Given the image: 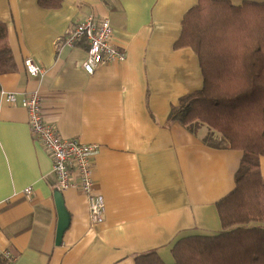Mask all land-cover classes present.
Wrapping results in <instances>:
<instances>
[{
	"label": "crops",
	"instance_id": "crops-1",
	"mask_svg": "<svg viewBox=\"0 0 264 264\" xmlns=\"http://www.w3.org/2000/svg\"><path fill=\"white\" fill-rule=\"evenodd\" d=\"M196 1L60 0L42 8L36 0H0L16 66L0 74V257L12 255L0 264H135L151 251L170 264L177 240L219 234L216 203L234 189L242 152L220 147L203 125L193 134L165 123L170 106L202 85L193 51L173 47ZM89 15L109 19L112 43L125 54L92 74L81 67L87 42H64ZM26 60L41 74L31 77ZM34 90L61 138L99 147L92 178L103 223H90L85 194L57 189L25 108L3 100L2 92L20 100ZM258 162L264 182V156ZM57 192L69 220L59 241Z\"/></svg>",
	"mask_w": 264,
	"mask_h": 264
},
{
	"label": "trees",
	"instance_id": "trees-1",
	"mask_svg": "<svg viewBox=\"0 0 264 264\" xmlns=\"http://www.w3.org/2000/svg\"><path fill=\"white\" fill-rule=\"evenodd\" d=\"M36 2L42 8L61 5L60 0ZM180 25L173 47L193 51L202 85L170 106L165 123L178 122L193 134L203 125L218 136L220 147L242 154L234 189L216 203L221 231L177 240L170 264H264V182L258 162L264 156V1L197 0ZM6 30L0 20V74L16 71ZM135 264L165 263L151 251L137 255Z\"/></svg>",
	"mask_w": 264,
	"mask_h": 264
},
{
	"label": "built area",
	"instance_id": "built-area-1",
	"mask_svg": "<svg viewBox=\"0 0 264 264\" xmlns=\"http://www.w3.org/2000/svg\"><path fill=\"white\" fill-rule=\"evenodd\" d=\"M112 32L107 17L89 15L68 32L64 42L69 46L80 39L87 42V55L81 67L87 74H92L99 65L122 61L125 57L123 52L114 47L111 40ZM25 68L31 77L42 72L40 66L31 60L25 61ZM2 96L6 104L18 103L25 108L30 132L51 158V170L55 176L57 189L60 192L73 189L85 194L90 223L92 225L103 223L104 199L101 194L95 192V181L92 178L93 161L99 147L95 144L81 143L77 139L61 138L52 121L45 119L41 96L37 90L24 94L20 100L10 92H2ZM30 190L31 187H26L23 193H29ZM2 257L12 259L8 251H3Z\"/></svg>",
	"mask_w": 264,
	"mask_h": 264
},
{
	"label": "water",
	"instance_id": "water-1",
	"mask_svg": "<svg viewBox=\"0 0 264 264\" xmlns=\"http://www.w3.org/2000/svg\"><path fill=\"white\" fill-rule=\"evenodd\" d=\"M56 196V208L58 210V224L56 228V240L59 241L62 236L63 232L66 230V227L69 224L68 214L66 209L63 207V198L59 192L55 194Z\"/></svg>",
	"mask_w": 264,
	"mask_h": 264
},
{
	"label": "rangeland",
	"instance_id": "rangeland-1",
	"mask_svg": "<svg viewBox=\"0 0 264 264\" xmlns=\"http://www.w3.org/2000/svg\"><path fill=\"white\" fill-rule=\"evenodd\" d=\"M233 2H241V1H243V0H232ZM254 1H264V0H254Z\"/></svg>",
	"mask_w": 264,
	"mask_h": 264
}]
</instances>
